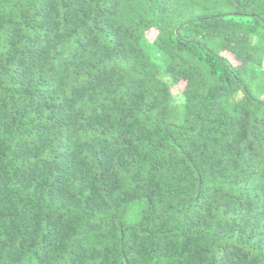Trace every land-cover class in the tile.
I'll list each match as a JSON object with an SVG mask.
<instances>
[{
  "label": "trees",
  "instance_id": "1",
  "mask_svg": "<svg viewBox=\"0 0 264 264\" xmlns=\"http://www.w3.org/2000/svg\"><path fill=\"white\" fill-rule=\"evenodd\" d=\"M0 264H264V0H0Z\"/></svg>",
  "mask_w": 264,
  "mask_h": 264
},
{
  "label": "rangeland",
  "instance_id": "2",
  "mask_svg": "<svg viewBox=\"0 0 264 264\" xmlns=\"http://www.w3.org/2000/svg\"><path fill=\"white\" fill-rule=\"evenodd\" d=\"M163 79L171 87V91H172V103L174 105L181 104L184 101V98H183V95L180 93V87L176 86L172 82V80L169 77H167V76H163Z\"/></svg>",
  "mask_w": 264,
  "mask_h": 264
}]
</instances>
